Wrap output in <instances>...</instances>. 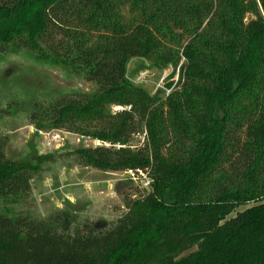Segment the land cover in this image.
Segmentation results:
<instances>
[{"label": "trees", "instance_id": "trees-1", "mask_svg": "<svg viewBox=\"0 0 264 264\" xmlns=\"http://www.w3.org/2000/svg\"><path fill=\"white\" fill-rule=\"evenodd\" d=\"M8 48L55 56L98 92L34 102L32 123L109 141L76 162L149 184L130 185L111 223L0 210V264H264V0H0ZM133 58L168 80L179 69L176 88L135 84ZM5 145L0 200L28 198L53 156L14 160Z\"/></svg>", "mask_w": 264, "mask_h": 264}, {"label": "rangeland", "instance_id": "rangeland-1", "mask_svg": "<svg viewBox=\"0 0 264 264\" xmlns=\"http://www.w3.org/2000/svg\"><path fill=\"white\" fill-rule=\"evenodd\" d=\"M170 71H162L148 58H133L127 74L135 84L155 93ZM61 97L91 104L98 92L93 83L86 82L55 56L11 48L0 52V137L6 143V155L14 160L34 153L53 156L32 180L30 196L18 201L0 200V210L10 216L22 212L45 220L68 210L77 226L84 222H114L125 210L126 194L133 192L130 185L139 187L140 182L133 180L132 172L100 170L76 162V149L109 145V141L31 122L34 102L48 103ZM104 104L109 114L130 107ZM131 142L140 146L144 134H133ZM141 185L148 186L147 179Z\"/></svg>", "mask_w": 264, "mask_h": 264}, {"label": "built area", "instance_id": "built-area-1", "mask_svg": "<svg viewBox=\"0 0 264 264\" xmlns=\"http://www.w3.org/2000/svg\"><path fill=\"white\" fill-rule=\"evenodd\" d=\"M179 69H177V74L175 75V77H173L172 79H170V80H168L167 78H168V76H167V78L165 77V78H163L162 80H161V82L163 83L164 82V84L163 85H160V88L161 89H163L165 92H166V94H169L173 89H175L176 88V84H177V82L179 81ZM168 81H170V82H172V85L169 87V88H167L166 87V82H168ZM121 108V106H118L117 107V109H120ZM128 109H130V107H128ZM144 177H146V176H144ZM146 179V178H145ZM149 184V182H148V180H147V185Z\"/></svg>", "mask_w": 264, "mask_h": 264}]
</instances>
